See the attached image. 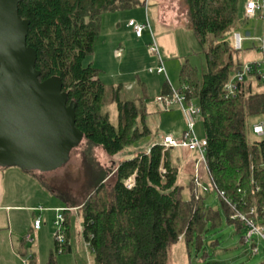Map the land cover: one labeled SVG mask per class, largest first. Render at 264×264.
<instances>
[{
    "label": "trees",
    "instance_id": "obj_1",
    "mask_svg": "<svg viewBox=\"0 0 264 264\" xmlns=\"http://www.w3.org/2000/svg\"><path fill=\"white\" fill-rule=\"evenodd\" d=\"M183 1L188 27L204 53L206 71L200 75L187 59L181 67L179 88L187 86L188 97L201 108L200 120L208 142L207 167L217 189L231 200L228 204L219 194L227 221L242 231L244 223L231 219L230 214L236 209L246 212L264 202V137L251 141L246 132L250 116H264V82L259 75L249 77L238 83L236 96L229 95L226 88L243 64L234 59L226 35L237 24L245 0ZM138 4L147 2L23 0L19 4L22 18L30 20L27 43L37 51L40 79L61 77L68 103L76 102V125L86 141L78 188L47 178L40 180L52 182L48 188L65 203V214L76 208L95 264H168L173 243L184 241L200 248L208 230H218L223 222L221 210L207 205L204 192L196 190L194 178L185 184L179 181L172 149L162 142L152 143L134 157L119 159L112 168L94 155L93 148L102 147L116 157L153 133L144 85V95L129 99L122 98L121 85L112 88L110 97L118 110L114 124L104 110L107 84L90 61L103 14ZM215 39L223 42L216 43ZM257 49L261 52L260 46ZM170 91L166 81L162 93ZM131 177L134 185L129 188L126 182ZM257 186L259 192L255 191ZM65 226L66 241L60 245L55 238L47 264H57L60 247L62 252L70 249L68 217Z\"/></svg>",
    "mask_w": 264,
    "mask_h": 264
},
{
    "label": "rangeland",
    "instance_id": "obj_2",
    "mask_svg": "<svg viewBox=\"0 0 264 264\" xmlns=\"http://www.w3.org/2000/svg\"><path fill=\"white\" fill-rule=\"evenodd\" d=\"M178 1H182V3L179 4L177 2L163 7L164 5L160 6L158 0H150L147 8L143 4H138L136 7L125 11L105 13L101 18L100 32L90 61H92L95 67L100 69V77L107 84L104 110L109 113L110 120L114 124H117V106L112 102V98L110 97L112 95V88L121 85L122 98L129 99L144 95L141 86L145 85V97L148 110L150 111L148 123L153 130L151 135L127 147L116 157L109 156L102 147H94L93 152L97 160L107 167L112 168L121 158L134 157L139 152L146 151L152 146L157 137L162 134L168 133L166 135H169L173 133L176 135L175 137L180 138L186 127L179 105L174 104L168 110L158 109L156 105V98L163 94L164 82H170L175 89L180 87V71L187 59L197 66L200 75L206 71L202 48L193 31L186 26L187 20L185 15L187 14V6L183 0ZM242 6L239 20L226 35V40L229 39L231 32L237 29L243 38L242 48L236 52L232 51L235 52L234 59H238L244 63L260 59L262 56L257 46H260L262 36L264 35V19L260 15L246 17L244 15V4ZM162 7L164 10L162 18L165 24L156 20L157 12ZM120 14L122 16H125L124 14H135L137 17H134V15L126 16L121 26L117 28L115 26L112 27L111 24L115 22L113 19L119 17ZM173 16H176V20L173 19ZM131 17L136 19H131ZM108 18L111 20L107 21ZM130 19L144 24L150 22L151 26L149 25L144 30L142 38H138L135 35L132 27L128 28L126 26V23L131 21ZM168 23L178 25L177 27L180 30H171V32L170 30H166L169 28L166 26ZM153 38L158 41L160 38L163 41V43L157 44L163 45L159 51L161 57L164 59L168 76L165 73L159 75L156 72H150V69H156L160 62L158 54L149 52ZM148 39H150L149 42ZM215 42L221 43L223 41L215 39ZM262 121H264V116L261 115L250 116L248 118L246 132L249 140L255 141L263 138V136L256 135L253 131L254 125ZM196 130L199 135H202V122L200 119ZM85 142L84 140L80 147L73 150L71 159L66 165L46 174V176H49L47 179L56 180L55 183L58 185L78 188L81 184L79 172L81 171L82 148L85 146ZM179 150L173 151L175 159ZM179 157L181 158L182 156L180 155ZM35 172L39 173V171ZM197 173L200 174L199 171ZM193 181L196 182L195 179ZM40 182L44 187H52L50 180H41ZM188 195V190H185L184 197L187 198ZM39 196L41 195L38 193L33 196L38 204L41 202V200H38ZM205 197L208 206L221 210L222 226L216 231L209 229L200 248H197L195 244L188 246L184 241L173 243L169 247L168 264H264V239L258 235L254 237L258 250H255L251 243L243 242L242 238L246 235V231H238L234 225L227 221L217 188L212 187L211 192H205ZM67 216L70 222L68 242L69 245H72V251H60L57 255L58 264H95L94 254L87 246L83 237L82 218L76 212H68ZM55 234L56 229L53 226L54 241Z\"/></svg>",
    "mask_w": 264,
    "mask_h": 264
},
{
    "label": "water",
    "instance_id": "obj_3",
    "mask_svg": "<svg viewBox=\"0 0 264 264\" xmlns=\"http://www.w3.org/2000/svg\"><path fill=\"white\" fill-rule=\"evenodd\" d=\"M22 1L0 0V167L45 173L66 165L85 135L61 77L40 79Z\"/></svg>",
    "mask_w": 264,
    "mask_h": 264
},
{
    "label": "crops",
    "instance_id": "obj_4",
    "mask_svg": "<svg viewBox=\"0 0 264 264\" xmlns=\"http://www.w3.org/2000/svg\"><path fill=\"white\" fill-rule=\"evenodd\" d=\"M158 1L160 3V6L162 4L164 5V6L162 5L163 7L165 6L167 7L168 4H173L177 2L179 4L182 3V1L180 2L178 0H158ZM146 2L147 4H145L144 6H146L147 8V6H149L148 3L150 2V0H146ZM163 7L159 10V12H157L158 15L156 17L157 18L156 20L157 22L160 23L162 22L165 24L162 18V15L164 13ZM104 15L105 14H103V16ZM124 15L125 16H122L120 14L119 17L113 19L115 20V22H113L111 26L112 27L115 26V28L121 26L122 22L125 21L126 16L134 15V17H137L135 14H124ZM134 17H131V19H136ZM175 17L173 16V19H175ZM185 18L187 20L186 26L189 29L187 14L185 15ZM110 20L111 19L108 18L107 21ZM129 22L126 23V26L128 28L129 27L131 28V26H129ZM166 26L169 27L166 30H170V32L171 30H175V31L180 30L177 27L178 25L176 26L168 23ZM142 36L141 37L137 36V37L142 38ZM149 41L150 39H148V42ZM156 42L158 44L163 43V41L160 38L159 41L156 40ZM158 47L160 50V48H162L163 45L160 44L158 45ZM143 87L145 88V85ZM201 131H202L201 132L202 135L199 134L198 135L200 137H204L203 125ZM166 134L168 133L158 136L153 143L161 142ZM169 135L176 136L173 133ZM171 149L172 152L174 150L180 149L179 153L176 154L177 158L176 159L174 158V162L179 169V179L181 183L185 184L190 182L191 179L195 177L196 172L199 171L200 175L202 176V180H203L202 182L203 184H205L206 170L204 166L202 165L198 166L197 164L198 152L191 151L181 147H171ZM180 155L182 156L181 158L179 157ZM48 173L51 172H45V173L43 172L38 173L35 171L28 172L17 166L5 167L0 170V264H27L28 262L29 264L48 263L50 255L55 247V241L53 238V226L57 214L56 208L65 207V203L59 197H57V195L54 192H52L51 190L47 189L46 187L40 184L41 178L49 177L46 176V174ZM199 190L202 191L201 189ZM37 193L41 195L38 198L39 201L41 200L39 204L37 200L33 198V196ZM203 194L205 195V193ZM39 207H44V209L40 210ZM71 212L77 213L76 208L72 209ZM38 216L42 218V226L40 229L33 231L35 237L34 242L27 243L25 240V235L30 230H32L34 220ZM65 217L66 218L68 217L67 213L65 214ZM244 230L246 231V228H244ZM69 251H72V245H70ZM30 253H33L32 259H28ZM41 256L43 257V259ZM57 264H58V258H57Z\"/></svg>",
    "mask_w": 264,
    "mask_h": 264
},
{
    "label": "built area",
    "instance_id": "obj_5",
    "mask_svg": "<svg viewBox=\"0 0 264 264\" xmlns=\"http://www.w3.org/2000/svg\"><path fill=\"white\" fill-rule=\"evenodd\" d=\"M244 15L246 17H255L260 15L264 19V0H246L244 4ZM149 22L147 24L138 23L134 20L129 22V26H131L138 37H141L144 33V30L149 27ZM243 38L241 34L234 30L231 32L229 39L227 40L231 50L239 51L242 48ZM260 49L262 56L260 59L252 60L248 62H244L239 69H237L229 82L227 83V91L229 95L236 96L237 94V86L239 82L245 81L249 77H255L256 75L260 76L262 82H264V35L262 36ZM149 52L153 54H158L159 56V66L156 69H150V72H156L159 74H167V70L164 64V60L162 59L159 51L158 44L153 38V42L149 47ZM170 83V82H169ZM171 91L166 94L159 95L156 98V103L159 109L168 110L174 104L179 105V108L182 112V115L185 120L186 127L183 131V134L180 138H177L173 135H165L162 139V144L165 148L171 147H181L191 151L198 152L197 164L198 166L203 165L206 170V182L208 185L203 184L202 176L197 173L194 177L196 183V190L201 192H211L212 187L217 188V186L213 183L206 160V150L208 146L207 139L205 137H200L197 133L196 126L201 116V108L200 106L192 99L188 97V87L185 86L183 88L175 89L170 83ZM253 131L255 134L264 137V121L257 123L253 127ZM163 172L166 171L165 168H161ZM127 186L131 188L134 185L133 177L129 178L126 182ZM218 193L224 197L225 201L228 204H231V200L225 195L224 191L219 189ZM256 192L260 191V187L257 186L255 189ZM40 210H43L44 207H39ZM65 207L56 208L57 214L54 220V226L56 229L55 238L60 243V245L65 243ZM230 218L233 220H239L244 223L246 228V235L244 236L245 243H251L254 246L255 250H258L256 247L254 237L260 236L264 239V202L261 205H252L249 207L248 211L243 212L240 209H236L230 214ZM42 226V218L38 216L35 218L33 223V228L25 235V240L27 243H33L35 240L33 231L40 229ZM257 248V249H256ZM60 251L62 252V247H60ZM33 258V253L29 254L28 259Z\"/></svg>",
    "mask_w": 264,
    "mask_h": 264
},
{
    "label": "bare ground",
    "instance_id": "obj_6",
    "mask_svg": "<svg viewBox=\"0 0 264 264\" xmlns=\"http://www.w3.org/2000/svg\"><path fill=\"white\" fill-rule=\"evenodd\" d=\"M256 17V16H255Z\"/></svg>",
    "mask_w": 264,
    "mask_h": 264
}]
</instances>
